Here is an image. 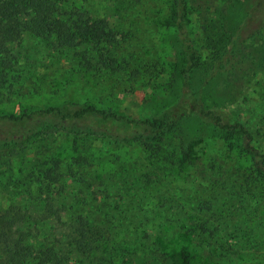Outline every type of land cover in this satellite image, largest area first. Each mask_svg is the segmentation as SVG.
I'll list each match as a JSON object with an SVG mask.
<instances>
[{"label": "trees", "instance_id": "1", "mask_svg": "<svg viewBox=\"0 0 264 264\" xmlns=\"http://www.w3.org/2000/svg\"><path fill=\"white\" fill-rule=\"evenodd\" d=\"M109 1L115 22L93 16L67 0H0V91L25 98L35 90L30 83L34 77L24 76L21 61L12 54V47L25 34L37 38L48 52H72L76 61L73 74L78 76L84 70L92 81L112 76L135 80L152 72L154 67H147L132 44L138 34L136 21L149 19L148 10L142 9L150 0ZM191 5V0H168L169 13L160 19L151 17L156 26L164 23L174 30L183 61L182 91L157 115L133 118L86 102L0 114V145L26 151L38 142L46 145L48 153L45 160H27L28 168H20L14 180L18 186L28 185L38 193L37 202L45 216L21 217L19 223L29 222L35 228L18 232L7 225V216L0 218L1 264H53L55 246L47 239L39 241V227L51 218L61 221V212L71 209L68 205L59 210L53 200L56 195L70 196L71 184L84 191L99 192L96 201L79 204L72 214L77 223L72 247L80 254V261L84 259L87 264L127 261L130 256L124 238L133 229L129 226L133 222L130 216L136 206L150 211L144 200L160 197L163 190L168 193L165 197L174 201L177 184L197 187L201 194L191 200L196 199L195 218L170 221L177 227L185 225L187 231L201 237L214 239L219 225L208 226L211 219L230 227L241 216L240 207L259 208L264 204V66H258L255 58L249 59L247 50L237 53L234 41L225 43L215 29L209 32L211 20L203 25L211 33L208 49L212 58L207 63L189 29ZM199 7L207 9L204 4ZM162 12L150 14L157 17ZM125 23L131 24L130 29ZM238 33L264 36V0H253L252 11ZM100 48L103 53L99 65L91 62L90 55ZM200 67L212 73L213 80L222 71L233 69L236 89L246 85L247 79H256L254 91L260 100L258 107H252L251 117L242 121L225 110L206 106L203 94L193 86V74ZM187 118L200 120L218 135L215 151L204 160L194 159L184 140L165 144L166 136ZM60 137L69 142L61 150ZM128 148L142 149L145 162L135 157L132 162L129 157L124 159L121 153ZM120 162H128L129 167ZM56 184L60 185L57 192ZM117 192L122 193V198L118 199ZM141 201L145 203L139 204ZM166 209L171 214L170 206ZM232 228L243 235L250 231L243 222Z\"/></svg>", "mask_w": 264, "mask_h": 264}, {"label": "rangeland", "instance_id": "2", "mask_svg": "<svg viewBox=\"0 0 264 264\" xmlns=\"http://www.w3.org/2000/svg\"><path fill=\"white\" fill-rule=\"evenodd\" d=\"M67 2H75L93 16L107 17L112 22L116 20L113 4L109 0ZM191 4L189 29L207 63L212 58L208 49V34L215 29L217 35L226 39L225 43L234 41L237 53L247 50L248 58H255L258 66L263 68L264 36L251 37L250 33H238L240 26L252 11L253 0H191ZM199 4H204L207 9H200ZM142 10H148L149 19L136 21L135 29H138V34L132 44L136 51L142 54L141 58L147 67H154L152 72H146L143 77L135 80L123 76L117 80L112 76V79L106 77L92 81L84 70L80 71L78 76L73 74L76 61L72 52H48L41 47L42 44H39L37 38L25 34L12 47V54L21 61L24 76L34 77V81L30 83L35 90L25 98H16L8 92L0 91V114H22L75 102L90 103L133 118L149 117L162 112L182 91L181 50L174 30L164 23L156 26L152 20L153 17L160 19L169 13L168 0H150ZM155 10L163 12L155 17L151 15ZM208 20L212 21V25L208 26L209 32L203 28ZM124 25L128 29L131 27L130 23ZM101 53V48L94 50L90 55L91 62L99 64ZM228 56L232 57L233 54ZM211 78L212 73L204 67H200L193 74L194 89L203 94L205 105L225 110L234 119L243 121L250 118L252 107H258L260 100L254 91L257 88L256 79H247L246 85L236 89L233 85L236 79L233 69L222 71L217 79ZM215 134L200 120L187 118L166 136L165 144L174 145L184 140L191 148L193 158L204 160L215 151L213 146L219 141L218 135ZM65 139H58L59 150L66 146L68 141ZM261 146L264 148V144ZM116 152L117 149L113 151V155ZM130 153L132 155L128 156ZM47 155L46 145L38 142L26 151L0 145V218L7 216V225L16 232L35 228L29 222L19 223L21 217L44 218L45 215L37 202L38 193L28 185L18 186L14 180L20 168L28 166L27 160H45ZM121 155L124 159L129 157L131 162L134 160L132 157L142 159L143 163L146 160V154L140 148H128ZM122 164L129 167L128 162ZM177 185V199L174 201L165 197L168 193L163 190L162 196H156L154 200H144L149 204L150 211L140 208V205L136 206V214L130 216L133 222L129 226H133V229H130L124 238L130 257L127 261H119L116 264H264V204L259 208L240 207L241 216L233 220L230 227L218 224L216 218L211 219L208 226L217 228L219 225L214 239L207 235L201 237L187 231L185 225L177 227L170 221L181 219L186 222L195 218L193 202L196 199L191 200L201 194L197 187L186 188ZM58 186L60 185L56 184L55 192L58 191ZM68 192L71 193L70 196L56 195L53 200L56 206H60L59 210L68 205L71 209L61 212V221L51 218L45 224L41 223L39 241L47 239L55 246L53 264H87L84 259L80 261V254L72 247L73 232L77 226L72 214L76 212L79 204L96 201L99 192L96 189L91 192L84 191L72 184L68 187ZM46 195L47 190L44 198H47ZM117 196L120 199L123 195L117 192ZM144 201L139 204H144ZM166 206H170V213L174 217L167 212ZM224 221L223 218L222 222ZM242 222L249 227L247 235L232 228ZM33 234H36V231H33ZM1 262L0 254V264Z\"/></svg>", "mask_w": 264, "mask_h": 264}]
</instances>
